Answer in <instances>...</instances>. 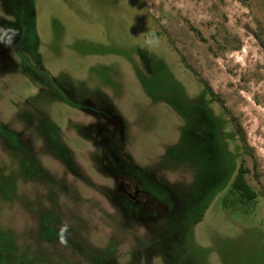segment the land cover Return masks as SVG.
<instances>
[{"label":"rangeland","instance_id":"1","mask_svg":"<svg viewBox=\"0 0 264 264\" xmlns=\"http://www.w3.org/2000/svg\"><path fill=\"white\" fill-rule=\"evenodd\" d=\"M0 264H264V0H0Z\"/></svg>","mask_w":264,"mask_h":264},{"label":"trees","instance_id":"2","mask_svg":"<svg viewBox=\"0 0 264 264\" xmlns=\"http://www.w3.org/2000/svg\"><path fill=\"white\" fill-rule=\"evenodd\" d=\"M246 169L240 167L237 176L231 184L232 191L241 199L244 198L247 201H251L255 198L253 190L246 184L244 176Z\"/></svg>","mask_w":264,"mask_h":264}]
</instances>
